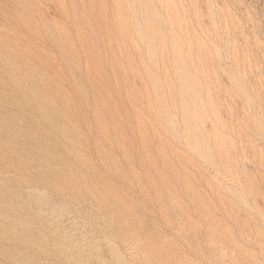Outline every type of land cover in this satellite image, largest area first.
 Masks as SVG:
<instances>
[{
    "label": "rangeland",
    "instance_id": "1",
    "mask_svg": "<svg viewBox=\"0 0 264 264\" xmlns=\"http://www.w3.org/2000/svg\"><path fill=\"white\" fill-rule=\"evenodd\" d=\"M0 264H264V0H0Z\"/></svg>",
    "mask_w": 264,
    "mask_h": 264
}]
</instances>
